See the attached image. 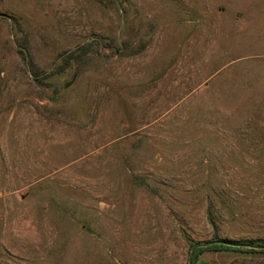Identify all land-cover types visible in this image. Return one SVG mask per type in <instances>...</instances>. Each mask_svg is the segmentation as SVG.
I'll return each mask as SVG.
<instances>
[{"label": "rangeland", "instance_id": "obj_1", "mask_svg": "<svg viewBox=\"0 0 264 264\" xmlns=\"http://www.w3.org/2000/svg\"><path fill=\"white\" fill-rule=\"evenodd\" d=\"M262 238L264 0H0V264Z\"/></svg>", "mask_w": 264, "mask_h": 264}, {"label": "trees", "instance_id": "obj_2", "mask_svg": "<svg viewBox=\"0 0 264 264\" xmlns=\"http://www.w3.org/2000/svg\"><path fill=\"white\" fill-rule=\"evenodd\" d=\"M13 26L18 32L22 31L21 25L18 20L13 18ZM80 49L85 52V47H80ZM74 55V51H70L67 56ZM241 243L250 244V245H264V238L262 239H248V240H242ZM193 245V244H192ZM208 249H214V250H222V249H232L234 251H237L239 253H264V249H255L251 247L246 246H228L224 244H212L207 247H198L194 253L192 264H194L195 258L200 254V252Z\"/></svg>", "mask_w": 264, "mask_h": 264}, {"label": "water", "instance_id": "obj_3", "mask_svg": "<svg viewBox=\"0 0 264 264\" xmlns=\"http://www.w3.org/2000/svg\"><path fill=\"white\" fill-rule=\"evenodd\" d=\"M212 244H224L228 246H237V247L246 246V247H251L255 249H264V245H250V244H245L239 241H233V240H228V239H214V240H207L203 242H196L190 250L188 264H192L194 253L198 247H207Z\"/></svg>", "mask_w": 264, "mask_h": 264}]
</instances>
